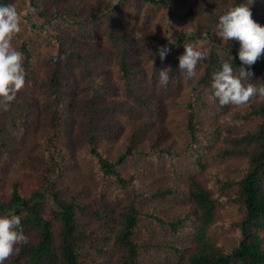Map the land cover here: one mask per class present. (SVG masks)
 Segmentation results:
<instances>
[{"label":"trees","instance_id":"16d2710c","mask_svg":"<svg viewBox=\"0 0 264 264\" xmlns=\"http://www.w3.org/2000/svg\"><path fill=\"white\" fill-rule=\"evenodd\" d=\"M8 4L26 74L0 107V215L29 242L3 264H264V101L211 88L221 56L241 66L219 17L249 0ZM184 44L205 53L190 79ZM250 70L264 84V54Z\"/></svg>","mask_w":264,"mask_h":264},{"label":"clouds","instance_id":"9594fccd","mask_svg":"<svg viewBox=\"0 0 264 264\" xmlns=\"http://www.w3.org/2000/svg\"><path fill=\"white\" fill-rule=\"evenodd\" d=\"M249 4L229 6L219 17L216 34L223 41H239V59L241 66L236 74L230 63L231 59L221 56L220 69L212 74L211 88L214 97L221 106L234 104L242 105L255 96L264 101V84L259 86L249 82L253 73L250 70L257 60L264 54V26L252 18ZM20 15L12 4L0 5V107L7 111L15 101L17 93L25 84V68L23 53L12 46V39L19 33ZM185 51L179 56V69L186 74V78L196 77V66L205 59V53L190 44H184ZM169 49L167 46L159 48L160 59H165ZM154 63V61H153ZM245 66H248L247 68ZM170 81L168 68L158 73V83L167 86ZM28 237L21 226V216L12 213L0 215V264L18 254L19 246L27 244Z\"/></svg>","mask_w":264,"mask_h":264}]
</instances>
